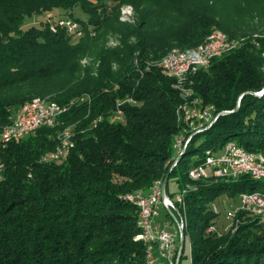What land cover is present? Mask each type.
<instances>
[{
  "label": "trees",
  "instance_id": "1",
  "mask_svg": "<svg viewBox=\"0 0 264 264\" xmlns=\"http://www.w3.org/2000/svg\"><path fill=\"white\" fill-rule=\"evenodd\" d=\"M124 4L134 23L122 20ZM77 7L92 28L76 38L66 26H25L35 14ZM213 30L243 41L190 85L202 106L235 111L194 135L169 180L192 188L180 205L191 264H264V223L240 211L234 229L219 231L213 210L222 194L264 190V179L189 177L207 149L230 140L264 156V93L254 94L264 90V0H0V128L37 97L69 107L56 126L0 143V264H146L139 208L125 196L165 178L182 128L181 94L160 61ZM65 128L73 148L48 159Z\"/></svg>",
  "mask_w": 264,
  "mask_h": 264
},
{
  "label": "built area",
  "instance_id": "2",
  "mask_svg": "<svg viewBox=\"0 0 264 264\" xmlns=\"http://www.w3.org/2000/svg\"><path fill=\"white\" fill-rule=\"evenodd\" d=\"M60 25L66 26L71 32L76 23L70 20H62ZM52 29L56 31V28L52 27ZM177 56L180 55H176L175 60L167 65H174L177 71H182L186 66L177 64ZM218 56L221 55L217 53L216 46L211 48L210 56H203V50L199 51L197 61L192 63L195 64L194 74L199 72V70L208 69L212 60ZM188 89L189 96H182L181 94L182 101L180 102V106L183 117V128L174 138V153L180 146L189 145L194 135L212 126L220 114H226L225 112H227L217 113L216 109H213L211 105L195 108V100L201 97L196 95L192 87H188ZM128 100L133 99L128 98ZM185 101H193V108H185ZM122 103L121 101L120 105ZM68 108L67 105L63 104L52 107V117L44 118L43 111L35 109V101L30 100L25 107L15 112V114H19V130H9L6 127L0 128L2 129L0 143L7 144L14 139L21 138L22 130L36 131L35 122L62 117ZM23 109H31V116H23ZM117 113L122 115L120 107ZM68 134H74V132L71 131ZM58 144L62 148V156L59 159L61 161L69 155L70 150L73 148V142H66L65 138L63 143ZM173 163L174 155L171 169H173ZM196 174H205L206 180L234 181L243 175H248L254 179H264V168H262V161H250L249 156L241 152V145L236 142L224 145L218 152L202 155V161L189 169V177H196ZM190 190L192 188H183L177 193L175 198H172L166 190V196L163 198L162 186L154 184L153 192L147 197L132 199L139 201V220L144 223L146 228L147 241L149 242V257H146V264H181L183 251L181 253L179 247L184 235L180 231V221L183 218L180 205L183 201V194ZM239 201V205L235 207H226L225 216L231 224L237 221V214L240 211L248 212L264 223V190L260 192L240 193ZM162 208H164L167 216L172 215L176 218L177 224L175 226H172L168 220L161 219ZM213 210L216 214H220V208L217 204H213ZM168 227H173L174 230H169ZM215 230L214 225L209 226V232Z\"/></svg>",
  "mask_w": 264,
  "mask_h": 264
},
{
  "label": "bare ground",
  "instance_id": "3",
  "mask_svg": "<svg viewBox=\"0 0 264 264\" xmlns=\"http://www.w3.org/2000/svg\"><path fill=\"white\" fill-rule=\"evenodd\" d=\"M242 41H243V38L231 39L226 33L220 30H213V32L208 36V38L202 44H199L195 47L186 48V49H181L179 47L171 49L160 61L162 72L164 74L166 73L168 77H171L175 80L173 83L175 87L178 88L182 96H189L188 87H191L190 76L195 73V64H192V63L197 61V56H199V51L203 50V56H210L211 48L216 46L217 53H219V55H222L238 47L242 43ZM176 55H180V56H177V64H179L180 66H186V68L182 69V71H177L174 65H167L175 60ZM31 101H35V109H41L43 111L44 118H51L52 117V107L59 106V104H57L54 101L49 100L48 98L37 97V98L32 99ZM239 101H238L239 104H237L236 108L240 106L241 102ZM28 103L29 101L25 102L19 109L25 107ZM202 107L203 106H202L201 98H197L195 100V108H202ZM211 107L214 109L213 106ZM185 108H193V101H185ZM23 116H31V109H23ZM60 118L61 117H54L53 119H47L46 121L35 122V129H39L40 127H43V126L54 127L58 123H60ZM177 119L179 121V124H181L183 128V117L181 114L180 104L177 108ZM5 127L6 129H9V130H19V114H14V117L12 118V122ZM71 130H72L71 128L63 129L59 137L60 143H63L65 138H66V142H72L73 134H68L69 132H71ZM34 131L35 130H22L21 137L26 136ZM0 138H2V129L0 131ZM234 143L236 142L230 141L226 143L225 145H230ZM187 147L188 145H183V146H180V148L177 151H175L173 167L177 165L178 157L185 154ZM213 152H215L213 151V149L212 150L207 149L204 152V155L213 153ZM241 152L243 154L248 155L250 161L252 162L262 161V168H264V156L263 155L248 152L243 147H241ZM61 156H62V148L60 147V144H59L56 151L51 153L48 156V159L59 161ZM205 178H206L205 174H196V177H190V179L192 180H201ZM162 183H163V180H159L155 184H157L158 186H162ZM153 190H154V185L151 187V190H149L148 192L137 191V192L128 193L125 196V198L129 200L130 202L136 204L139 208V201L132 200V199L137 198V197H147L149 194L153 192ZM254 192H260V191H254ZM140 225L143 230V239L146 245V257H149V242L147 241L146 228H145L144 223L141 220H140ZM184 228H185V220L183 217L182 220L180 221V231L182 235L184 232V240H185ZM207 231L209 232V229Z\"/></svg>",
  "mask_w": 264,
  "mask_h": 264
},
{
  "label": "rangeland",
  "instance_id": "4",
  "mask_svg": "<svg viewBox=\"0 0 264 264\" xmlns=\"http://www.w3.org/2000/svg\"><path fill=\"white\" fill-rule=\"evenodd\" d=\"M121 13H122L123 21L129 22V23L135 22L136 14L131 6L124 4L121 8ZM76 18H81L83 22L76 20ZM62 20L63 21L70 20L76 23V26L73 27V31H71L73 32V34H75V38L78 36H81L83 32H85V29L92 28V26L88 24L89 15L83 12V10H81L80 7H77L73 9L72 11L56 9L52 12H44L40 14H35L34 16L26 20L25 26H30V25L39 26L43 24L44 22H48L51 28L52 27L57 28L56 25L62 26L60 25V22ZM117 43L118 41H117L116 36H112V35L109 36L108 43H107L109 46H115ZM230 141H234V140H230ZM179 191L180 190H179V186L177 183V176L172 175L169 180V187H168L169 195L172 198H175ZM216 203L220 208L219 220L220 222H223V227H224V229L219 227V231L229 230L232 228L234 229L237 226L238 221L231 224L230 221L226 220L225 210H226V207H235L239 205L240 203L239 196L236 195L235 197H229L226 194H222L219 198H217ZM161 218L168 220L172 224V226H175L177 224L176 218L172 215L167 216V214H165L164 208H162L161 210ZM168 229L174 230L173 227H168ZM182 264H191V246H190V241L188 238H186V242H185Z\"/></svg>",
  "mask_w": 264,
  "mask_h": 264
},
{
  "label": "water",
  "instance_id": "5",
  "mask_svg": "<svg viewBox=\"0 0 264 264\" xmlns=\"http://www.w3.org/2000/svg\"><path fill=\"white\" fill-rule=\"evenodd\" d=\"M252 93V92H251ZM263 93H264V90L263 91H261V92H259V93H255L254 92V94H256V95H263ZM235 111V110H234ZM234 111H227V112H225V113H232V112H234ZM183 156V155H182ZM182 156H179L178 157V159H177V161H179L181 158H182ZM171 170L172 169H169V171L167 172V174H166V176H165V178L163 179V183H162V196H163V198L166 196V187H167V183H168V180H169V176H170V173H171ZM183 235H184V232H183ZM184 237V236H183ZM183 248H184V238H182V240L180 241V247H179V250H180V252L182 253V251H183Z\"/></svg>",
  "mask_w": 264,
  "mask_h": 264
},
{
  "label": "crops",
  "instance_id": "6",
  "mask_svg": "<svg viewBox=\"0 0 264 264\" xmlns=\"http://www.w3.org/2000/svg\"><path fill=\"white\" fill-rule=\"evenodd\" d=\"M165 214H166V212H165ZM161 219H163V218H161Z\"/></svg>",
  "mask_w": 264,
  "mask_h": 264
}]
</instances>
